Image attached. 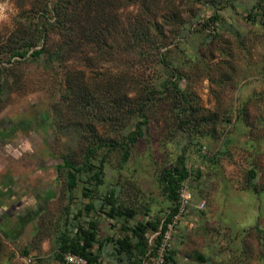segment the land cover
<instances>
[{"label":"rangeland","instance_id":"rangeland-1","mask_svg":"<svg viewBox=\"0 0 264 264\" xmlns=\"http://www.w3.org/2000/svg\"><path fill=\"white\" fill-rule=\"evenodd\" d=\"M58 4L0 0V264H150L179 155L165 264H264V0H71L66 39Z\"/></svg>","mask_w":264,"mask_h":264},{"label":"trees","instance_id":"trees-1","mask_svg":"<svg viewBox=\"0 0 264 264\" xmlns=\"http://www.w3.org/2000/svg\"><path fill=\"white\" fill-rule=\"evenodd\" d=\"M58 6L59 8L56 9V20L55 23L57 25V27L60 29L61 31V36H63V39L67 38V33L69 31H67V25L69 24L70 21H72L73 18V14H70L68 12V2H70L71 0H57ZM96 30V29H95ZM97 37H99V33L95 34ZM43 40H45V37H43ZM45 45H43L41 48L34 50L31 53V56L33 57H39L42 54H46L47 56H49L50 54L48 53V51H46V42H44ZM27 54V52H23L20 53V56H25ZM50 57V56H49ZM0 76H1V69H0ZM145 104H142L140 107V110H143ZM141 137V131L140 129H137L133 135H131L130 137L126 138V141H122L121 143H119V146L123 149V154H122V161L126 162L127 159L129 158L130 154L128 151V147H127V143L133 145L136 143V141ZM111 146V144H109ZM113 147L115 145H112ZM93 150L92 149H88L87 150V156L86 159H88V156H90L92 154ZM63 167L67 168L70 170V174L69 176H71L72 178H74V173L78 172L80 170V168H76L72 163H70L68 160H65L63 163ZM189 177V172L185 166V161H184V156L183 155H179L175 162L173 167L171 168H165L161 171V175H160V183L163 186V190L164 192L167 194L168 198L174 202L177 203L175 210L173 211L172 214H169L168 217H165L162 225H164V223L170 221V219L172 218V216L177 212L178 210V206H179V195H178V187L180 186V184H182L185 180H187ZM71 178V179H72ZM249 180H254V174H251L249 176ZM259 234L262 236V239L264 241V233L262 231H259ZM159 237H157L156 240V244L159 242ZM147 240V239H146ZM139 244H141V242H139ZM147 245V241H145V246ZM86 245L83 244V242L80 239H77L76 242L74 244L69 243L68 246L65 248V250L62 252L61 256H60V262H62L63 260V256L66 253H72V254H77L80 255L82 257L87 258L89 261H94V262H98V264H100L99 260H97L95 257H91L90 254H88L86 252ZM151 253L153 252L152 249H150ZM150 253V254H151ZM147 251L143 252V255L146 256ZM169 250L166 251L165 254V263L168 262L169 257ZM147 258V257H146ZM145 261V258L141 260L140 263L138 264H143Z\"/></svg>","mask_w":264,"mask_h":264},{"label":"built area","instance_id":"built-area-1","mask_svg":"<svg viewBox=\"0 0 264 264\" xmlns=\"http://www.w3.org/2000/svg\"><path fill=\"white\" fill-rule=\"evenodd\" d=\"M180 204L178 206L177 212L172 216L170 221L161 225L160 230L156 233L155 236L148 238V243L152 245L151 253V263L150 264H165V254L169 247V242L171 236L174 232V228L177 223L182 218L181 216L187 211V207L191 201V193L188 191L187 187L183 186L178 191ZM204 206V202L201 203L200 207ZM159 237V242L156 244L154 238ZM27 264H33L32 259H27ZM60 264H98V262L89 261L87 258L82 257L77 254L66 253L63 256L62 262ZM143 264H149L147 261H144Z\"/></svg>","mask_w":264,"mask_h":264},{"label":"water","instance_id":"water-1","mask_svg":"<svg viewBox=\"0 0 264 264\" xmlns=\"http://www.w3.org/2000/svg\"><path fill=\"white\" fill-rule=\"evenodd\" d=\"M207 264H210V263H207Z\"/></svg>","mask_w":264,"mask_h":264}]
</instances>
